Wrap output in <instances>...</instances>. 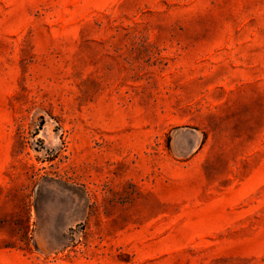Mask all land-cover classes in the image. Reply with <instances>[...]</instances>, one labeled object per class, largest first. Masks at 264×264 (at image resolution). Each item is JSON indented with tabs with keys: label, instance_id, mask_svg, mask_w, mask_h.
Returning a JSON list of instances; mask_svg holds the SVG:
<instances>
[{
	"label": "rangeland",
	"instance_id": "obj_1",
	"mask_svg": "<svg viewBox=\"0 0 264 264\" xmlns=\"http://www.w3.org/2000/svg\"><path fill=\"white\" fill-rule=\"evenodd\" d=\"M0 264H264V0H0Z\"/></svg>",
	"mask_w": 264,
	"mask_h": 264
}]
</instances>
